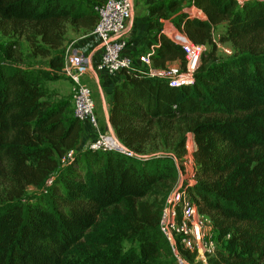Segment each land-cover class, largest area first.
I'll list each match as a JSON object with an SVG mask.
<instances>
[{"label":"trees","instance_id":"obj_1","mask_svg":"<svg viewBox=\"0 0 264 264\" xmlns=\"http://www.w3.org/2000/svg\"><path fill=\"white\" fill-rule=\"evenodd\" d=\"M190 5L204 18L183 10L181 0H162L149 7L147 25L160 33L164 22L154 16L176 11L173 26L206 47L193 83L170 86L167 77L124 70L113 87L108 118L127 155L77 150L83 124L72 101L51 103L40 85L42 76L65 77L67 28L92 31L93 4L0 0V34L16 37L0 54V181L8 188L0 205V264H79L68 252L105 210L125 202L134 211L156 189L165 195L173 190L188 134L196 145V170L187 190L226 251L217 249L208 263L264 261V0L242 6L235 0H190ZM219 25L218 43L234 48L224 59L213 38ZM21 38L34 57L49 58L52 74L24 64ZM147 44L155 46V69L179 61L180 72L185 70L178 45L164 36L157 42L156 35ZM146 147L151 151L144 152ZM162 206L143 203L132 212L127 251L88 255L84 264H173L159 226ZM176 248L193 263L178 243Z\"/></svg>","mask_w":264,"mask_h":264},{"label":"built area","instance_id":"obj_2","mask_svg":"<svg viewBox=\"0 0 264 264\" xmlns=\"http://www.w3.org/2000/svg\"><path fill=\"white\" fill-rule=\"evenodd\" d=\"M238 6L251 0H235ZM195 14L190 15L204 18L194 6ZM96 22L92 35L99 43V48L93 53L68 50L65 52L61 73L73 85L72 107L74 116L84 124L91 133L90 142L86 148L91 150H116L130 155L122 150L119 141L108 130L100 126L96 104L92 90L83 83L84 76H90V70L95 74H103L108 78L122 75L124 70H132L152 77H167L170 86L181 87L193 83V73L196 70L202 53L206 47L193 43L185 34L182 27L173 24L164 25L157 34L164 36L178 45L184 54L185 70L180 72L176 67L167 66L165 70H157L152 65L155 54L154 45H146L143 51L133 54L129 50L123 35L133 30L132 10L133 0H97L93 4ZM217 47L221 45L217 44ZM231 55L229 50H225ZM137 62L140 65H137ZM185 154L180 160L181 171L177 185L168 195L160 218V230L168 240L177 264H209L208 258L214 256L217 250V230L188 193V187L195 182V164L193 154L196 145L191 134L187 135ZM71 152L68 153V157ZM177 166V165H176ZM177 168H179L177 166ZM177 243L183 251L193 256L190 263L178 253Z\"/></svg>","mask_w":264,"mask_h":264},{"label":"rangeland","instance_id":"obj_3","mask_svg":"<svg viewBox=\"0 0 264 264\" xmlns=\"http://www.w3.org/2000/svg\"><path fill=\"white\" fill-rule=\"evenodd\" d=\"M90 2L91 4H95L97 0H86ZM183 10L189 11L191 14H195V9L191 12V5L190 0H181ZM175 12H168L165 16H159L155 15L154 18H159L164 22L165 25H169L172 22V18L175 15ZM135 17L140 18H134L132 20L133 24V30L132 32H127L126 34L128 37H125L124 40L126 41V44L129 46V50L135 54L136 52H140L144 50V44L142 45V40H144L148 36H155L158 33L153 31L151 32L148 29L146 21L142 20V18H149L148 9L144 10L142 12L141 6L135 7ZM146 25H145V24ZM222 31V26H218L215 31L213 32V38L218 43L219 35ZM123 35V36H124ZM66 37H68V41H71V39H79V42L82 43V45H87L88 39L92 38V31H86L82 29H77L74 26L69 25L67 28ZM9 39H16V37H8L3 34H0V54L3 51L4 45ZM20 42V52L22 54V61L24 64L29 65L34 68H39L42 71L50 72L51 68L49 66V58L48 57H41L37 56L34 57L31 53V48L28 42L21 38L19 40ZM132 43H134L132 45ZM221 45V47H217V56L220 59H224L230 55H227L225 50H229L231 54L234 52V48L230 43H218ZM132 45V46H131ZM70 50V49H69ZM66 52V51H65ZM180 62H178V65L176 66L177 69H181ZM51 73V72H50ZM52 74V73H51ZM83 83L86 84L93 92V98L94 101H96V114L100 123V126H105V118L101 115L100 106L98 103L99 100V92L97 89V85L95 84L96 81L90 76H84ZM40 85L45 91L46 98L51 103H60L63 101L70 102L72 100L73 96V85L72 82L67 77H62L60 79H53L52 77L48 76H42L40 77ZM84 125V124H83ZM105 129V128H104ZM84 130V128L82 129ZM92 137H93V133ZM91 140V137H90ZM88 140V143L90 142ZM88 143L85 145L87 146ZM150 150L149 147H146L144 152ZM151 151V150H150ZM176 165L178 168V176H180L181 171V164L180 160H176ZM7 183H2L0 181V205L6 202V199L8 197V188L6 187ZM33 188H28V192H31ZM158 190L157 193L152 195L151 197H148L138 203L135 206L134 211H138L140 208V204L146 203L149 204L150 202L156 203H163V207L165 205L166 199L170 192L165 195L164 191L161 189ZM164 198V199H163ZM164 202H163V201ZM132 206L130 204L127 205V203L122 202L117 204L115 207H109L107 210H105L100 217L97 219L96 224L90 229V231L87 233L86 237L83 238L81 243L75 245L69 252H68V258H70L72 261L78 262L79 264H84V258L88 255H94L96 253L98 254H106V255H112L114 253H121L124 251H127L130 248V243L128 240V235L130 231L132 230L133 226L135 225L132 221ZM207 217V216H206ZM217 249L220 250L219 253L226 254V251L223 246V242L220 241L217 245ZM173 264H177V262L174 260ZM264 264V261L261 263Z\"/></svg>","mask_w":264,"mask_h":264},{"label":"crops","instance_id":"obj_4","mask_svg":"<svg viewBox=\"0 0 264 264\" xmlns=\"http://www.w3.org/2000/svg\"><path fill=\"white\" fill-rule=\"evenodd\" d=\"M157 1H162V0H133L132 20H134V18H140V17H135V7L136 6H141L142 12L145 9L146 10L148 9V11H149V7L152 4L156 3ZM149 18L148 19L142 18V20H144V21L147 20L146 23L148 24ZM132 20H131V22H133ZM128 35H130V34H126L123 37L124 38L128 37ZM68 39L69 38L65 36L64 45H63V48L65 51H68L70 49V50H76L78 52L93 53V52H96L99 48V43L97 40H95L94 37L86 40L88 42L87 45H82V43H77L76 41L79 42V39H71V41H68ZM141 41H142L141 44L142 45L144 44V47H145L146 45H150L147 43L149 41H152V37L148 36L144 40L141 39ZM156 41H157V35H156ZM133 44L134 43H132V45ZM178 62L179 61L170 62L167 64V66L176 67L178 65ZM137 65H140V63L137 62ZM90 77H92L96 81L95 84L97 85V89L99 92L98 103L100 106L101 115L105 118L104 109L106 108V110L108 112V109H109L110 104H111L113 87L116 83H118L119 81H121L123 79V75H120L119 77H116V78H108L107 76H105L103 74H95L93 72V70H90ZM82 126H83L84 130L82 131L81 139H80L79 144L77 146V150L85 149L86 148L85 145L88 143V140H90V137H92L91 132L89 130H87L86 126L85 125H82ZM104 128H105L104 130H108L106 122H105Z\"/></svg>","mask_w":264,"mask_h":264},{"label":"water","instance_id":"obj_5","mask_svg":"<svg viewBox=\"0 0 264 264\" xmlns=\"http://www.w3.org/2000/svg\"><path fill=\"white\" fill-rule=\"evenodd\" d=\"M104 112H105L104 113L105 114V122H106V125H107V128H108V131H109V133L112 136L116 137L115 134H114V132H113V129H112L111 125H110L109 118H108V112H107L106 108L104 109ZM119 146H120V148L122 150H125V148L123 147V145H121L120 143H119Z\"/></svg>","mask_w":264,"mask_h":264}]
</instances>
